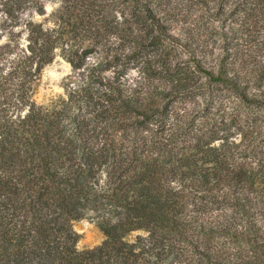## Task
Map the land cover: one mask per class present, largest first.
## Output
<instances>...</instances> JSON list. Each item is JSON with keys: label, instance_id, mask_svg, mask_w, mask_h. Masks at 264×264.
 <instances>
[{"label": "trees", "instance_id": "1", "mask_svg": "<svg viewBox=\"0 0 264 264\" xmlns=\"http://www.w3.org/2000/svg\"><path fill=\"white\" fill-rule=\"evenodd\" d=\"M26 1L43 13L38 0ZM238 5L241 29L264 27V0ZM67 6L51 29L24 25L25 46L0 45V264H264V67L242 77L196 61L208 97L217 82L238 103L229 117L185 115L167 125L156 101L190 94L192 77L175 72L170 89L143 92L103 76L101 65L40 106L33 94L42 70L64 44L89 37L100 13L91 0ZM224 204L229 212L209 216ZM88 215L105 239L78 250L72 223ZM134 232L143 235L126 241Z\"/></svg>", "mask_w": 264, "mask_h": 264}, {"label": "rangeland", "instance_id": "2", "mask_svg": "<svg viewBox=\"0 0 264 264\" xmlns=\"http://www.w3.org/2000/svg\"><path fill=\"white\" fill-rule=\"evenodd\" d=\"M38 1L43 8L42 14L26 0H0V45L14 39L25 46L24 25L32 21L43 29H51L69 6L67 4L78 0ZM91 1L100 12L91 16V35L64 44L66 52L59 49L54 61L42 70L34 87L33 101L37 105L57 103L67 96L70 87L76 88L88 77V68L97 71L96 67L101 65L103 69L108 66V70L102 72L103 76H118L126 86L143 92L170 89L172 79L178 78L175 72L184 73L185 80L192 77V83L188 80L193 92L186 95L171 92L156 101L159 110L163 106L168 109L167 125L185 115L196 122L202 120L203 113L216 118L229 117L238 103L228 95L227 86H217L216 82L212 85L220 90L209 96L212 99L207 105L209 94L202 88L206 86L205 78L195 72L196 61L216 72L221 68L229 73L236 70L242 77L253 68L264 67V27L262 23L246 29L239 27L242 6L238 3L242 4L243 0H222L221 4L217 3L219 0ZM148 13L154 16V22L159 23L163 33L176 42L159 33L156 24L147 17ZM76 48H79L77 54ZM83 50L89 52L84 60L80 57ZM71 59L74 63L84 64V69L73 71ZM211 100L212 108L204 111L211 106ZM238 117L242 121L245 119L242 112ZM250 141L251 136L246 143ZM228 208L225 204L212 206L209 216L229 212ZM98 222L97 218L88 215L72 223L78 235V250L102 244L105 236ZM138 235L143 233H131L125 240L131 242Z\"/></svg>", "mask_w": 264, "mask_h": 264}]
</instances>
